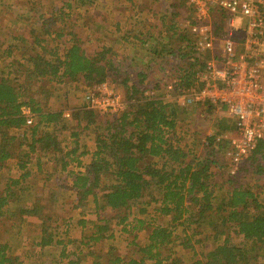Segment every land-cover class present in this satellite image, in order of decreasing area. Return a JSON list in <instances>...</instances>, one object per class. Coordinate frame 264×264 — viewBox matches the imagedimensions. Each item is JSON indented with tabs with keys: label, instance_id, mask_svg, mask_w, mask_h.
<instances>
[{
	"label": "trees",
	"instance_id": "trees-1",
	"mask_svg": "<svg viewBox=\"0 0 264 264\" xmlns=\"http://www.w3.org/2000/svg\"><path fill=\"white\" fill-rule=\"evenodd\" d=\"M92 1L51 3L47 16H34L33 4L28 2L22 17L34 16V23L18 30L15 24L10 28L19 52L15 56L9 48L5 50L10 58L5 61L7 71L0 75V225L12 221V229L25 221L34 225L36 220L39 237L34 245L39 249L61 247L59 259L51 260L54 264H87L85 260L89 264H264V142L227 172L217 158L227 143L215 142L216 136L234 129L226 118L215 119L210 136L205 129L201 134L193 132L202 141L198 153L179 146L188 135L179 131L188 112L195 117L205 114L208 127L215 110L165 99L167 84L162 82L175 80L169 95L177 96L193 85L196 70L209 59L195 49L194 37L178 23L188 18L183 3H171L166 22L162 19L155 34L146 30L137 35L145 36L140 47L147 48L136 59L103 44L99 50L86 49L84 44L92 41L90 34L82 40L78 33H64L62 27L70 16L67 10L91 6ZM0 15L5 14L0 10ZM218 24L214 33L221 36ZM48 41L55 42L51 50ZM134 62L141 63L137 71ZM154 69L160 73L159 80L150 84L149 73ZM50 82H81L87 87L110 83L123 92L124 108L102 120L91 108L70 112L73 128L69 135L74 144L81 132L78 129L91 128L94 135L95 150L83 171L69 169V165L75 161L80 166L79 157L85 152L75 156L77 148L67 150L57 138L70 123L62 111L46 106L43 93ZM22 107L32 113L33 124L26 125ZM46 155L54 169L69 179L62 187L73 193V209L91 216L77 220L82 229L89 225L80 240L86 252L77 248L65 254L68 240L60 239L48 224L56 215L54 210L46 215V209L54 208L56 198L43 195V183L37 185L33 180L34 173H44L43 182L50 179L45 167L48 162H42ZM243 177L248 179L246 184L241 182ZM88 203L92 208H87ZM148 208L167 217L169 226L147 230L146 240L137 246V259L123 257L112 247L94 249L95 244L113 238L115 227L128 232L127 227L137 228L132 222L143 224L135 214L144 215ZM177 227L182 236L175 234ZM205 243L209 249L199 257L194 244ZM172 247L192 252L193 259L176 258ZM7 249L6 244L0 245V264L15 261L6 254Z\"/></svg>",
	"mask_w": 264,
	"mask_h": 264
},
{
	"label": "rangeland",
	"instance_id": "rangeland-1",
	"mask_svg": "<svg viewBox=\"0 0 264 264\" xmlns=\"http://www.w3.org/2000/svg\"><path fill=\"white\" fill-rule=\"evenodd\" d=\"M173 1L175 0H93L91 6H85L84 8L74 7L73 10H67L70 16L67 18L62 29L64 33H78L82 40H84L83 37L85 35L90 34L92 38L91 43L86 42L84 44V47L88 50H99V46L103 44L102 46H106L107 48L110 47L119 55L134 56L137 59L138 56L144 53L145 48H147V45L143 48L140 47V39H144L145 36L138 37L137 35L146 30H150L151 34H155L158 31L162 19L169 16L170 6L167 5ZM28 2H32L33 4L34 16H39L40 14L47 16L51 3L59 5L61 2H69V0H0V10L5 14L4 16L0 15V75L7 71V66L5 65L10 58L9 56L6 57L7 54L5 53V50L9 48L11 52L10 54L15 56H17L19 52L13 46L15 43L13 36L16 34H12L10 28L15 24L17 27L16 29L18 30L28 24L31 26L35 21L34 16L30 19L22 17L27 13ZM94 10H97V12H94ZM44 19V22L47 24L48 20L46 17H44ZM189 19L190 15H188V18L179 21V23H181L179 24L180 27ZM35 27L36 25L33 28ZM135 36H137V38ZM54 43L55 42L48 41V44L46 45L49 50H51L50 46ZM149 46H152V44ZM2 51H4V53ZM165 52H162L165 56L164 58L167 57ZM159 59L162 58H158V60ZM134 64L136 71L138 68H141V63L134 62ZM178 65L180 64L178 63ZM149 75V79L153 80L150 84H156L159 80L160 73L158 72L157 75V70L154 69ZM168 82L169 80H165L161 84H167ZM104 85L105 87L102 91L104 94H110V99L113 102L111 104L112 107L123 109L125 102L121 88L110 83H104ZM98 86L99 85L87 87L81 82H68L61 84L50 82L46 85L47 90L43 93V96L46 98V106L49 109L62 111V113L65 112L70 115V112H74L80 107H87V97L90 94L96 93ZM176 97L177 96L172 97L165 93L166 100L174 98L172 100L177 101ZM113 108L105 107L103 108L104 111L103 109L95 108L93 110L99 114L100 120H102L103 118L114 114L113 111H109L113 110ZM187 115V122L182 125V128H179V131L184 132V134L185 132H188V135L179 142V146L185 151L192 149L195 154L198 153L201 148L199 144L202 143V141L199 134H201L202 129H205V133L207 132L208 135L209 132L214 131L213 129H215V119L217 121L218 119L220 120L221 118L226 117L224 113L215 109L211 116V120L209 121V126L207 127V121H203L205 114H201L200 117H195L192 112H188ZM65 119L70 123V128L60 134L57 133V138L61 143V147L66 146L67 150L68 148H77L75 156L82 152H87V155L79 158L82 162L80 163V166H77L75 161L70 162L69 165V169L83 171V164L91 161V153L95 150L93 131L91 128L87 130L78 129V131L81 132L76 138V144H74V138L69 135L70 130L73 128V124L69 122V118ZM193 132L199 134L196 133L193 135ZM191 134L195 138H192ZM227 153L228 148L222 151L221 155L217 156V158H220L221 163L226 165L224 166L226 172L235 169L237 166H234L231 163ZM48 160L49 158L47 155L42 157V162H48L45 164V167L47 169V174L51 175L49 180H44L43 182V179H45L46 176L44 173L33 174V180H36L35 182L37 185L43 183L42 194H49L56 198V203L52 206L54 208L52 210L49 209L50 207L46 209V215L50 216L53 210V214L56 215L51 221L49 220L48 224L54 228V233L58 232V237L60 239H63L64 241L68 240V242L65 243V254L67 250L71 251L76 250L77 248H81L86 252L84 246L80 244V240L83 234H87L89 231V225L86 224L87 228L82 229L81 226L77 224V220L84 218L89 219L91 216L87 213H81V210L79 209H73L75 204L73 193L62 187L65 186V183H69V179L65 177V173L59 172L57 168L54 169L55 167H53ZM31 166L32 171L34 172V165ZM55 170L57 171L55 172ZM247 181L248 179L245 177L241 179L243 184H246ZM221 191L225 192V190ZM33 193L30 197H32ZM43 200L44 199H42V201ZM91 206L92 204L88 203L87 208H92ZM152 211L153 210L148 208L147 213L144 215L135 214L137 218L144 221L141 225L132 222L133 227L137 226L135 229L127 227L128 232H122L120 227H115L113 238L95 244L94 249L105 251L107 248L112 247L115 252L123 257L137 259L139 257L137 254V246L142 245L146 240L145 236L147 230L158 225H161V227L169 226L167 217L160 216L158 213ZM11 222L12 221L5 220V222L0 225V245L6 244L8 247L6 254L15 259L12 264H54L51 260L59 259L60 246L39 249L34 245L39 237V226L36 220L32 221L34 225L29 221L30 224L27 226L26 224H28V221H25L23 226L19 227L20 225H14L13 228L10 229L11 225L9 226V224ZM175 234L182 236L180 227H177ZM134 236H136L135 239L133 238ZM192 240L194 241V238ZM233 243L237 242L233 240ZM194 247L200 257L202 253L209 249V244H194ZM171 252L173 256L183 261H191L193 259L192 252L178 247H172ZM64 261H66V259H63L62 262ZM84 262L89 264L90 261L85 260ZM144 264L150 263L146 261Z\"/></svg>",
	"mask_w": 264,
	"mask_h": 264
},
{
	"label": "built area",
	"instance_id": "built-area-1",
	"mask_svg": "<svg viewBox=\"0 0 264 264\" xmlns=\"http://www.w3.org/2000/svg\"><path fill=\"white\" fill-rule=\"evenodd\" d=\"M180 1L190 15L181 28L194 37L195 49L201 55L208 54L209 59L196 70L193 85L178 94L177 101L203 109L211 106L224 113L234 129L216 136L215 142L227 143V154L236 166L264 142V0ZM216 24L221 27V36L214 33ZM174 83H167L166 94ZM104 87L100 84L97 92L87 97V108H113ZM21 113L26 125L33 124L28 108L22 107ZM69 116L63 113V117Z\"/></svg>",
	"mask_w": 264,
	"mask_h": 264
},
{
	"label": "crops",
	"instance_id": "crops-1",
	"mask_svg": "<svg viewBox=\"0 0 264 264\" xmlns=\"http://www.w3.org/2000/svg\"><path fill=\"white\" fill-rule=\"evenodd\" d=\"M174 2V1H173ZM172 3V2H171ZM171 3L169 4V5H167V6H170L171 5ZM165 20H164V22H166V18H164ZM179 23V22H178ZM179 24H181V23H179ZM84 155H87V152H85V154ZM83 155V156H84ZM91 155H92V153H91ZM80 158V157H79ZM79 161H80V163H82L81 162V160L79 159ZM86 164H88V163H86ZM86 164H83V165H86ZM28 223V222H27ZM27 226H28V224H26Z\"/></svg>",
	"mask_w": 264,
	"mask_h": 264
}]
</instances>
